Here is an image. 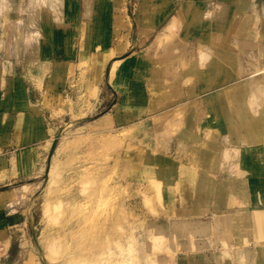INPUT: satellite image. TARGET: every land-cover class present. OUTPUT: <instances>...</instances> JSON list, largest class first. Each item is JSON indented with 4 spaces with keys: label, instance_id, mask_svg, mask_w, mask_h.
<instances>
[{
    "label": "rangeland",
    "instance_id": "rangeland-1",
    "mask_svg": "<svg viewBox=\"0 0 264 264\" xmlns=\"http://www.w3.org/2000/svg\"><path fill=\"white\" fill-rule=\"evenodd\" d=\"M108 1L112 14L99 16L94 27L97 12L87 15L84 0H70L74 16L66 9L65 21L80 26L61 42L51 32L63 25L60 0H0V264H189L190 258L201 264L206 255L211 264H250V244L264 245V57L257 60L262 72L251 73L245 88L220 93V103L235 95L241 104L221 107L195 103L212 97L210 81L229 68L223 76L214 69L209 89L192 96L168 88L163 64L138 74L135 60L148 51L173 57L178 38L187 43L180 53L195 49L189 33L215 35L216 21L246 0ZM178 14L188 26L179 31L178 19L168 30ZM230 40L239 54L244 46ZM197 51L202 67L213 50L199 44ZM58 63L64 75L54 74ZM9 65L16 74L4 72ZM175 65L173 78L184 60ZM16 77L38 91L31 94L34 110L23 90L12 97ZM113 91L121 99L111 111L118 102ZM22 113L40 117L49 148L59 136L48 177L50 149L47 156V146L30 156L22 151L33 131ZM236 160L230 175H219ZM234 171L247 185H228Z\"/></svg>",
    "mask_w": 264,
    "mask_h": 264
},
{
    "label": "crops",
    "instance_id": "crops-1",
    "mask_svg": "<svg viewBox=\"0 0 264 264\" xmlns=\"http://www.w3.org/2000/svg\"><path fill=\"white\" fill-rule=\"evenodd\" d=\"M241 1V0H240ZM114 1L109 2L108 0H84V8L86 9V13L87 15H89V13H91V11H93V13L97 12V15H93V21L92 22V26L96 27L97 25V21H98V17L99 16H103V15H110L112 14L111 12L114 10ZM257 0H246L244 3L239 2V9L236 11L231 12V9H229L227 16L225 17V20L223 18L222 21H216V25L219 27L217 29V33L215 35H212L210 37L209 34H206L207 38L204 39V37L202 36L201 39H199L198 37H196L195 35H197V33H189L186 32L185 34H188V39H189V44L188 46L191 45H196V48L191 50L189 48H187V50L185 52H182V49L184 48V46L187 44L185 43V41H182L180 38H178V40L182 43V45L180 46L179 50L177 51V54L174 55L173 57H166V59H162V58H158L155 55H151V53L148 52H144L143 55H136L135 52V57H136V64H138V69H137V73L140 74L141 72L139 71L140 68H145V66H153V67H157V64L160 66V64L163 66L162 69H160V72L163 73V75L165 74L166 77H164L163 81L164 82H169V86L168 88H172L174 90L177 89H181L183 91H189L188 95H192L195 96V92L196 91H204L209 89L208 86L206 85V80H208V76L209 74L214 73H220L221 76L225 75V67L229 70V74L225 77H218L216 78V82H214V84H212V82L210 81V85H212V91L215 90V92L212 93V97H208L206 96L203 99H199L200 101H198V103L196 102L195 104H199L200 106H204V107H208V106H215V107H221L222 105L225 104H230V105H240L241 104V98L240 97H234L231 99L230 101H225L224 103H220L221 101V96L220 93L223 92L227 87H235L237 84L242 85L245 88V84L247 83V78L252 75L251 73H258V72H262L261 69H259V66H257V60L259 61V57H264V21H256V17L258 15H260V17L262 16L264 19V2L261 1V3L257 4L256 3ZM60 11L63 13V25H57V28L54 27L51 29V32H53L54 34V38L56 41H61V42H66L69 41L68 38L70 36V34H74L75 35V28L78 26H80V22L78 21H73L72 25H70L69 23H67L65 21V10L67 9L69 16L73 17L74 16V11H73V5L70 4V0H60ZM238 4V3H237ZM243 4V5H242ZM257 5H259V8L261 6V13L257 14ZM217 6L219 7L220 5L217 4ZM221 6L223 7V5L221 4ZM50 9V8H49ZM260 11V10H259ZM212 13V14H211ZM259 13V12H258ZM201 15H206L207 17L213 16L214 13L208 11L207 13L204 11L200 12ZM179 15V14H178ZM177 17V16H176ZM175 17V18H176ZM180 17V18H179ZM178 18L173 19L174 21L180 19L181 20V27L179 28V31H184L185 26L188 24H186L185 21H183V15H179ZM236 19H238V21H234ZM53 20V18L51 19V21ZM143 22V21H141ZM156 24L160 23V21H153ZM236 22V23H235ZM54 23V21H53ZM170 24L172 23V21L169 22ZM91 24V23H90ZM180 24V21H179ZM193 25H199L197 24V22L195 23L194 21H192ZM204 24V22L202 23V25ZM214 22H211L210 25H215ZM235 24V28H234V35L233 38L231 37L230 39H232V41H234L233 43L235 45H238L239 47L242 45L244 46L241 50V52L239 51V54L236 53V51L233 50L232 47L229 46L230 43V39L227 35V30L229 29V27H233ZM135 25V23H134ZM190 25V24H189ZM209 25V23L207 24ZM96 29V28H95ZM58 30V31H57ZM200 30V29H199ZM251 31H256L258 34H252ZM107 36V35H106ZM185 36V35H184ZM182 36V37H184ZM227 37V38H226ZM186 38V37H185ZM184 39V38H183ZM195 43H194V42ZM201 41V42H200ZM225 41H228V43L224 44ZM197 43V44H196ZM248 44L249 46H245V44ZM206 45L208 47H211L213 50V55L210 58V60L205 63L204 66L199 67L198 63H197V55H198V51H197V47L198 45ZM258 45L260 47H258ZM226 48H230L232 49L231 53L229 54ZM146 53H148L149 55H146ZM207 53L210 54V52L207 50ZM225 59H228L230 61V63L232 64V66L227 65L226 61H223ZM247 58V61L245 60ZM174 60V62H170V60ZM179 59H183L184 60V68L182 73L173 78V70H175L177 68V66L175 65V62L178 61ZM223 63V66L221 64ZM260 63V62H259ZM168 64V65H167ZM57 67L55 68V73L54 74H61L64 75L66 72V68L65 67H61V65L58 63L56 64ZM12 66H7V74H16L17 72L15 71V69L11 68ZM215 69V71H214ZM145 71V70H144ZM172 72V73H171ZM238 75H237V74ZM248 73V75H247ZM241 75V76H239ZM257 76V75H256ZM256 76L252 77L254 79H256ZM5 78V76H4ZM252 78H249V80L251 81ZM192 82V85L190 87H184L182 86V83H184L185 81H189ZM4 81V80H3ZM1 84V88H3L4 84ZM236 82V83H235ZM249 82V81H248ZM235 83V84H233ZM3 85V86H2ZM166 87V86H164ZM110 88V86H109ZM17 90H23L26 94V99L24 100V102L26 103V105L28 107H31L32 110H34L33 106L36 105L37 103V97H36V93L31 96L32 91L35 90V92L38 93V91L34 88H26L23 81H21L20 78L16 77L14 78V80L12 81L11 84V95L12 97H16L13 95H16ZM238 90L235 89V94ZM113 94L116 97V100L118 101L120 98V95H118L115 91H113ZM207 94V93H206ZM204 93V95H206ZM187 95V96H188ZM208 95V94H207ZM186 96V97H187ZM209 98V99H208ZM4 102L7 101L9 104L12 103L11 99H4ZM120 101H118L116 104H114L111 108L112 109L116 108L119 105ZM166 102H164L165 104ZM206 109V108H205ZM205 111V110H204ZM108 114V113H107ZM106 114V115H107ZM22 116L23 118V122L22 123H26L29 127L32 128V132L30 134L29 139H27L25 142H23L24 146L22 147V151L25 152V154L27 153L29 156L33 155L31 154L32 152H34L35 154H37L40 150H42L45 146H47V151H46V156H47V152H48V144H47V139L44 137L46 136V131L43 128L42 124L40 123V117H38L35 114H19ZM197 116V114H196ZM19 117V116H18ZM223 135L220 136V138ZM238 141V144H241V138H237L235 137ZM33 156L30 158L32 159ZM239 164L240 161L236 160L235 162H232L229 165H221L222 166V171L219 173V175H227V173L230 175L229 171H230V166H235L236 164ZM225 166V167H224ZM235 169V168H234ZM238 169V167H237ZM227 173H226V172ZM231 177H233V181L228 183L229 186H234L237 187L239 186L240 188L243 187L244 185H247L245 182L243 183L241 180H237L239 179L237 173L234 171V173L231 175ZM251 192V191H250ZM250 197H251V193ZM249 196V195H248ZM204 197H202V201ZM252 198V197H251ZM245 201H249V198L246 197ZM204 205L202 204V207ZM249 250L251 252L250 255V260L249 263L250 264H264V245L261 244H250L249 246ZM210 257L208 255H206V258H204L201 261V264H211L210 263ZM189 261V259H187ZM197 260L196 258H190V262H188L189 264H197Z\"/></svg>",
    "mask_w": 264,
    "mask_h": 264
},
{
    "label": "bare ground",
    "instance_id": "bare-ground-1",
    "mask_svg": "<svg viewBox=\"0 0 264 264\" xmlns=\"http://www.w3.org/2000/svg\"><path fill=\"white\" fill-rule=\"evenodd\" d=\"M44 1V0H43ZM42 2V1H41ZM43 3V5H44V2H42ZM53 4V3H52ZM55 5V4H54ZM53 6V5H52ZM176 21V20H175ZM176 23H174V20L172 21V24H168V26H167V29L168 30H172V31H174V29H176V25H175ZM176 43H175V41H173L171 44H169V46L171 47H173L174 45H175ZM170 47H167V49L168 48H170ZM205 58H203V60L204 59H208V57H209V53H207L206 52V55L204 56ZM174 72H176V70H173V73ZM172 73V72H171ZM55 140V138H53V139H51V142H50V148L49 149H51V146H52V143H53V141ZM55 148H56V146H55ZM55 150V149H54ZM49 152H50V150H49ZM54 152V151H53ZM52 155H53V153H52ZM52 155L50 156V158H49V160L47 161V169H46V172H45V174H46V176L48 177L49 176V174H50V163H51V157H52ZM48 157H49V154H48Z\"/></svg>",
    "mask_w": 264,
    "mask_h": 264
},
{
    "label": "water",
    "instance_id": "water-1",
    "mask_svg": "<svg viewBox=\"0 0 264 264\" xmlns=\"http://www.w3.org/2000/svg\"><path fill=\"white\" fill-rule=\"evenodd\" d=\"M58 135L56 136V138H55V140L53 141V143H52V146H51V149H50V152H49V157H48V160H49V158H50V156L52 155V153H53V151H54V149H55V146H56V144H57V139H58Z\"/></svg>",
    "mask_w": 264,
    "mask_h": 264
}]
</instances>
